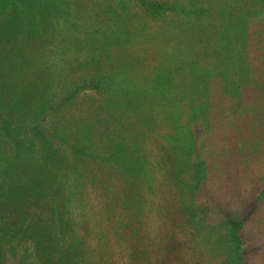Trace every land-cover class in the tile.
<instances>
[{"label":"rangeland","instance_id":"374dc122","mask_svg":"<svg viewBox=\"0 0 264 264\" xmlns=\"http://www.w3.org/2000/svg\"><path fill=\"white\" fill-rule=\"evenodd\" d=\"M56 1L0 0V264H264V0Z\"/></svg>","mask_w":264,"mask_h":264},{"label":"crops","instance_id":"0c3cea01","mask_svg":"<svg viewBox=\"0 0 264 264\" xmlns=\"http://www.w3.org/2000/svg\"><path fill=\"white\" fill-rule=\"evenodd\" d=\"M55 4H62V5H64L65 4V0H57L56 2H55ZM10 8H12V5H10ZM74 10V9H73ZM59 14L61 15L62 14V9H61V11L59 12ZM73 15H74V18L73 19H71L72 21L73 20H78V13H77V11H74L73 12ZM59 19V18H58ZM57 19V20H58ZM63 19V18H62ZM80 19H82V18H80ZM67 21H68V19H67ZM83 26V25H82ZM83 29H86V28H84L83 27ZM83 29H82V32H83ZM82 32L81 33H79V34H82ZM88 34H89V32H88ZM74 36H75V38L80 42L82 39V37L80 36V38L78 39V37H79V35H76V34H73ZM77 40H75V41H77ZM80 44H82V42H80ZM102 50L100 49L99 50V52H101ZM260 53H258L257 54V56H256V58H255V60L256 61H259V60H263V57L262 56H260L259 55ZM204 83L206 84V82L204 81ZM208 83H209V81H208ZM207 85V84H206ZM232 86H234V83L232 84ZM25 141L24 140H21V143L20 144H23ZM27 143L25 142V144H23L24 146L26 145ZM26 148H28V145H26L25 146ZM30 155V154H29ZM44 159H45V157H43L42 155H40V156H36V155H34V154H32V156L30 157V158H25L24 159V165L25 166H23V168H20V169H18L17 171H25V169H27L26 170V172L28 173V174H30V175H32V173L33 172H35V171H37V170H40V168H42L43 167V165L45 164H47L46 162H44ZM15 166H17V163L15 162V163H13ZM17 168V167H16ZM13 179V178H12ZM33 185H34V183H28L27 182V184H23V185H20L21 187L19 188V189H17V190H11V194L12 195H16L17 197H20V198H24V199H27V200H29L33 205H39V202H38V196H41V195H43L44 193L43 192H37L38 190H36L34 187H33ZM14 186V185H13ZM12 187V186H11ZM17 187V186H16ZM6 203V202H5ZM68 243H72V241H69ZM67 247H70V245L69 244H67ZM51 247H48V248H46L45 247V249H44V256L45 255H47V254H49L48 253V251L50 252V249ZM63 250V249H62ZM62 250H60V251H62ZM67 252H70V251H72V252H77V251H79V249L78 248H71V249H69V248H67V250H66ZM48 256V255H47Z\"/></svg>","mask_w":264,"mask_h":264},{"label":"trees","instance_id":"16d2710c","mask_svg":"<svg viewBox=\"0 0 264 264\" xmlns=\"http://www.w3.org/2000/svg\"><path fill=\"white\" fill-rule=\"evenodd\" d=\"M225 264H243V263H241V261L239 259L235 258L233 261L226 262Z\"/></svg>","mask_w":264,"mask_h":264}]
</instances>
